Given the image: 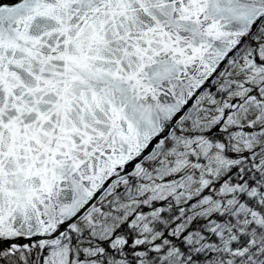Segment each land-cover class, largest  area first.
<instances>
[{
	"label": "snow or ice",
	"instance_id": "6c2138e0",
	"mask_svg": "<svg viewBox=\"0 0 264 264\" xmlns=\"http://www.w3.org/2000/svg\"><path fill=\"white\" fill-rule=\"evenodd\" d=\"M0 264H264V0H0Z\"/></svg>",
	"mask_w": 264,
	"mask_h": 264
}]
</instances>
